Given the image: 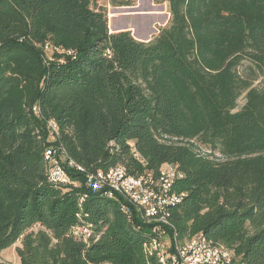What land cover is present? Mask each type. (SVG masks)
<instances>
[{
  "label": "trees",
  "instance_id": "1",
  "mask_svg": "<svg viewBox=\"0 0 264 264\" xmlns=\"http://www.w3.org/2000/svg\"><path fill=\"white\" fill-rule=\"evenodd\" d=\"M167 1L142 41L111 32L95 0H0V252L21 240V264H160L123 195L67 167L69 183L49 180L46 150L62 145L88 171L177 165L179 242L202 233L264 264V0Z\"/></svg>",
  "mask_w": 264,
  "mask_h": 264
},
{
  "label": "built area",
  "instance_id": "2",
  "mask_svg": "<svg viewBox=\"0 0 264 264\" xmlns=\"http://www.w3.org/2000/svg\"><path fill=\"white\" fill-rule=\"evenodd\" d=\"M35 113L39 114L37 107ZM48 129L51 140L57 141V122L50 120ZM203 152L206 153V150L203 149ZM45 158L50 165L48 177L51 182L69 183L67 167L85 173L87 184L93 190L103 191L110 197L119 193L134 204L143 222L151 226L152 235L144 244L145 252L148 256H155L160 264H246L233 250L215 244L202 233L185 243L179 242L177 229L171 221V208L181 203L185 196L184 193L179 194L174 190L175 182L183 177L177 165L164 164L158 176L152 172L134 176L129 174L124 165L108 171H88L69 157L62 145L50 146L46 150ZM74 230L76 235H80L81 229L75 227ZM82 232L84 236H90L91 226H85Z\"/></svg>",
  "mask_w": 264,
  "mask_h": 264
},
{
  "label": "rangeland",
  "instance_id": "3",
  "mask_svg": "<svg viewBox=\"0 0 264 264\" xmlns=\"http://www.w3.org/2000/svg\"><path fill=\"white\" fill-rule=\"evenodd\" d=\"M156 2V9H154L153 11H151L154 14H159V15H149L152 16V20L148 19L145 17L147 15H132V17H136L135 21L133 19L134 22H136V19H143L142 24H140L139 26H137L136 28V32H135V36L137 38L140 39H148V41L150 39H153L155 36L158 35L159 33V29H161L163 26H165L166 24H168V22L166 23V19H167V15H166V11H169V7L167 9L166 4H168L167 0H155ZM103 4H106L107 1H103ZM96 6H98V3H95ZM106 8V7H104ZM107 15H108V20L110 21V10L107 7ZM140 10V12H148L149 11V7H140L138 8ZM140 21V20H139ZM138 21V22H139ZM148 21V23H147ZM141 23V22H140ZM147 23V26H146ZM166 23V24H165ZM146 26V27H145ZM114 25L112 23L111 28L114 29ZM140 27V28H139ZM109 28H110V24H109ZM52 50L49 51V55L52 56ZM252 65V63L249 60H245L242 65L240 66V72L242 73V76L249 78V79H253L254 80V86H261L262 84V77L260 75L254 74L253 72H250V66ZM238 100V107L237 109H240L246 102L245 99V93H243ZM217 156H220L219 154H216ZM40 227L36 226L34 228V230H38ZM22 245V241L19 240L17 243L13 244L12 246L2 250L0 252V262H6L9 264H21L20 263V258L18 256V252H17V248L19 246Z\"/></svg>",
  "mask_w": 264,
  "mask_h": 264
},
{
  "label": "crops",
  "instance_id": "4",
  "mask_svg": "<svg viewBox=\"0 0 264 264\" xmlns=\"http://www.w3.org/2000/svg\"><path fill=\"white\" fill-rule=\"evenodd\" d=\"M103 1H105V0H95V3H98V6H104L106 8L107 7L109 8V10H110L109 24H110V31L111 32H119V31L129 30L135 36V32H136L135 30H136L137 26L142 24L143 19L141 20V19L137 18L136 22H134L136 17H134V16L132 17V15H147L145 17L148 19V21H149V19L152 20V16L159 15V14H154L151 12L154 9H156V7H157L155 0H106L107 1L106 4H103L102 3ZM141 6L142 7H149V11L141 13L140 10L138 9ZM166 6L168 9V4H166ZM149 15H152V16H149ZM166 15L168 16L166 19V23H167L170 20L169 11H166ZM133 19H134V21H133ZM148 21H147V23H148ZM112 23L115 26L114 29L111 28ZM147 23H146V26H147ZM137 39L142 40V41H148V39H140V38H137Z\"/></svg>",
  "mask_w": 264,
  "mask_h": 264
}]
</instances>
